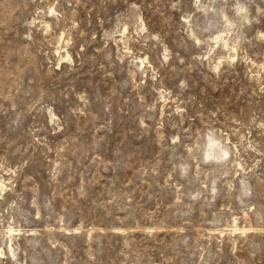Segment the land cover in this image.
Wrapping results in <instances>:
<instances>
[{"label": "rangeland", "instance_id": "obj_1", "mask_svg": "<svg viewBox=\"0 0 264 264\" xmlns=\"http://www.w3.org/2000/svg\"><path fill=\"white\" fill-rule=\"evenodd\" d=\"M0 264H264V0H0Z\"/></svg>", "mask_w": 264, "mask_h": 264}]
</instances>
